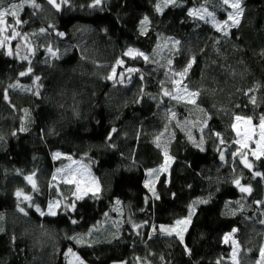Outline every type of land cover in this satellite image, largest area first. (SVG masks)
<instances>
[{
  "label": "trees",
  "instance_id": "16d2710c",
  "mask_svg": "<svg viewBox=\"0 0 264 264\" xmlns=\"http://www.w3.org/2000/svg\"><path fill=\"white\" fill-rule=\"evenodd\" d=\"M21 2L4 0V6ZM46 2L35 0L39 8L24 5L19 12L26 21L20 34L32 43L29 61L0 49V264H66L69 249L84 264H230L223 238L233 229L239 264H257L264 245V179L253 173L264 174V155L256 159L253 149L240 148L232 125L236 116L251 117L253 125L264 116V0H242L235 27L226 20L231 8L223 0L167 6L159 0H102L95 8L88 7L92 0H69L48 13L42 11ZM202 6L229 26L217 31L207 16L188 14ZM145 16L149 23L141 34ZM128 48L148 61L124 56ZM118 59L123 66H116ZM189 61L183 84L199 93L195 104L163 94L173 95L169 79L179 80L174 73ZM113 66L117 75L108 80ZM128 68L138 71L126 80ZM170 113L193 122L203 151ZM159 136L168 137L172 160L155 181V199L144 185L149 170L166 160ZM234 152L245 153L252 169ZM54 153L90 164L98 198L77 200L70 186L53 182L63 165ZM33 173L38 191L24 179ZM236 179L252 192L241 193ZM18 189L32 198L30 207L22 205L27 216L18 211ZM57 200L75 209L44 217L36 212ZM199 200L207 203L195 205L183 243L160 231L188 217L189 205Z\"/></svg>",
  "mask_w": 264,
  "mask_h": 264
},
{
  "label": "snow or ice",
  "instance_id": "6c2138e0",
  "mask_svg": "<svg viewBox=\"0 0 264 264\" xmlns=\"http://www.w3.org/2000/svg\"><path fill=\"white\" fill-rule=\"evenodd\" d=\"M47 2L49 4H51L54 8H56L57 11H59L61 9V5H67L69 3V0H60L59 3H57V0H47ZM25 3L29 4L33 8H39L40 7V5L35 3V0H22V2L19 3V4L10 3L7 6H4V0H0V34H3L6 31V28L3 27V25H5L7 23V21L5 19L6 16L13 17L14 20H15V24L16 25H21L22 23L26 22V21H21V19L19 18V10H22L24 8V4ZM101 3H102V0H92V3L89 4L88 7L95 8V7L100 6ZM168 4L175 5L176 4V0H165V6H167ZM223 4L227 5L229 8H231L233 10L232 12L228 13V20L232 22L231 26L232 27L238 26L239 22H240L239 21V17H240V15L243 12L242 0H223ZM156 11L157 12H161L162 11V8L160 7L159 4L156 6ZM201 11L203 12V14H201ZM188 14L190 16L197 17L199 19H205V16H207L209 18V20L213 23V26L216 27L217 31H223L226 27L229 26L228 21H224L223 23L217 22L215 20L214 14L212 12H209L207 10V8L203 7V6H202V9H194V10L190 9ZM206 22H208V21H206ZM140 23H141V26H142L141 34H145L146 26L149 23L148 17L145 16L144 19ZM8 27H11V25H8ZM44 31H45V29H43V28L40 29L41 33H43ZM19 35H20V33L16 32L15 29L13 28L12 38H15V37H17ZM57 35L63 36L64 33H57ZM225 35H227V32H225ZM5 39H7V37H5ZM3 44H4V41L0 40V46H2ZM175 44H179V41H175ZM48 51L51 53V55L53 57H56V52L55 51H53L51 48H49ZM7 54L11 55L12 53H11V51H9ZM123 55L131 57L133 59H135L137 57H143V59L145 61H148V59H149V57L146 56L143 52H140V51H138L136 49H133V48H128L127 51L123 53ZM23 59H27V57L25 56V57H23ZM193 62L194 61H189V63L186 65V67L183 69V71L174 73V76L180 77V79L179 80H175L174 79L173 83H174V85L177 86V88L181 89L186 94L188 103L195 104L196 101H195L194 98L199 96V93L188 90L187 85L183 84V78L187 76L188 71H189V69H191ZM123 64H124V61L122 59H118L116 61V66H123ZM169 64H171V61H169ZM116 66H113L111 74L108 75L107 77H105L106 79H108V80H114L115 79V77L117 75ZM126 71L129 72V73H133V72H136L138 70L137 69H133V68H128ZM30 72H31V68H29L27 72H21L20 75L21 76H26ZM120 75L123 76V73H121ZM39 79H40L39 77H36L35 81H38ZM35 81H34V83H35ZM120 82L122 83L123 81L121 80ZM10 87L15 88V87H20V86L17 84V85H10ZM163 94L167 95V96H171L173 99H176L178 101L181 100V99H184L183 96L172 95L167 90H165ZM4 98H5V100L8 99L7 92H5V97ZM137 102H139V101H137ZM252 102L255 103V98L254 97L252 98ZM172 115H173V117L175 116L174 113ZM235 120L237 122H240V121L243 120L245 123L251 124L252 118L251 117L244 118V117L236 116ZM232 128L234 130H237L238 129V124L237 123H233ZM259 128H260V134H259L260 135V142H257V149L259 151L253 150V152H252L253 156L256 159H260V156L264 155V116L260 117ZM20 130L21 131H26L27 129L22 127ZM115 131H116V129L113 128L112 132H115ZM13 135H15V133H13ZM216 135L219 136V133H217ZM237 135L240 136V132L239 131H237ZM109 138H111V133L109 134ZM156 139H157V147H159L160 145H159L158 141H159L160 138L157 137ZM189 139L191 140L192 138L189 137ZM244 139L245 140H251L252 137L246 135L244 137ZM235 142L236 143H240L242 148H246L247 147V144L246 143H241V140H237ZM193 143L195 144V141H193ZM221 143H223V141H221ZM202 145H203V140L202 139H201L199 144H195L196 147H199L200 150L203 151L204 149H203ZM238 154L243 157L242 160H241V163L244 164V167H246L249 170H251L252 169V163L248 161V159L246 158V154L245 153L234 152L233 156H236ZM59 156H60V153H54L53 154V158L54 159L58 158ZM165 158H166V160H165V165L164 166H162L158 170H155V169L154 170H149L148 175L150 177L154 173L164 172V171L168 170V167L170 166L169 162L172 160V157L168 156L166 149H165ZM220 159L221 160L224 159V153L223 152L220 153ZM34 176H35V173H33L32 175L25 176L24 179L27 181L28 184H30L32 186V190L33 191H38L37 184H36V181L34 179ZM257 176H260L262 179H264V174H261L260 172H254L253 173V178H255ZM53 179H55V175L53 176ZM65 182L72 183L73 181H65ZM93 183L95 184V187H94V189L91 190V194L94 197L98 198V193L100 191L99 183L96 182V181H93ZM233 183L235 184V186L239 189V191L241 193L250 194L252 192L251 186L250 185L249 186L241 185V182H240L239 179L234 180ZM144 186L146 188H148L149 192H151L152 197H154L155 199H159L160 198L159 195L155 191V186H154V182L153 181H151V180L145 181V185ZM80 191H81L80 187L77 184V193H79ZM87 194H88V191L85 190L84 191V195H87ZM15 196L17 197V200H18V204H17L18 211L23 213L24 216H27L28 212L25 211V209L23 207H20V201H21V197H22L23 201L30 202L31 199H32L31 196L24 194L23 190H21V189H18L16 191ZM76 199L77 200L83 199V195H76ZM145 199L147 201L148 197H146ZM116 203L119 204L120 202L117 201ZM197 203H207V201L206 200L195 201L192 205H189V215H188V217H186L184 219L177 220L175 222V226H173V227L166 228V227L162 226L160 231L162 233L166 234V235H169V236L175 234L179 238L180 242L183 243L184 242V232L187 231V226L191 223V217H192V215L195 214V205ZM29 206H31V204H29ZM60 206H61L60 201H58V200L57 201H50L48 203V206H47V211H44L39 206H37L36 207V212H38L41 217H44V216H56L57 215L56 209L59 208ZM71 208H72V210L75 209V204L74 203L72 204ZM0 219H2V217H0ZM73 223H76V221H73ZM261 223H264V221H261ZM133 227L137 228V227H141V226L134 225ZM0 231H3V228H0ZM236 231H237L236 229H233L232 233L226 234L225 237H224V242L225 243H227V242H229V240H231L232 244L234 246L233 247V252H232L233 264H238V262L236 261V255H237V253H236V241L234 239H232V236H233V234ZM14 240H15V237H13V241ZM77 242L79 243L81 241L79 239H77ZM185 250L189 251L187 248ZM69 253H71L72 255H75V253L71 252V249H69ZM69 253H66V255H68ZM260 257H261V260L264 261V246H262L261 249H260ZM76 259L79 260V257H76ZM80 264H83V261H80ZM217 264H221V261H217ZM257 264H260V261H258Z\"/></svg>",
  "mask_w": 264,
  "mask_h": 264
},
{
  "label": "rangeland",
  "instance_id": "374dc122",
  "mask_svg": "<svg viewBox=\"0 0 264 264\" xmlns=\"http://www.w3.org/2000/svg\"><path fill=\"white\" fill-rule=\"evenodd\" d=\"M59 1L60 0H57V3H59ZM159 2H160V4H165V0H159ZM24 5H29V4L25 3ZM52 9H54V7L51 4H49L48 2H46L42 8V11H46V13H48ZM232 11L233 10L231 9V12ZM19 12H20V10H19ZM201 14H203L202 11H201ZM5 19H6L7 23L5 25H3V27L6 28V31L3 34H0V40H3L4 44L2 46H0V49H4L6 51V54L9 51H11V53H12L11 55L7 54L11 58H15V59H18L20 61L28 62L32 53H33L32 43L30 42V40L28 38L22 36L21 34L15 38H12L13 28L15 29L16 32L20 33V25H16L14 18L11 16H6ZM226 20H228V15H227ZM223 22L224 21H221L220 23H223ZM8 25H11V27H8ZM5 37H7V39H5ZM162 52L163 51L161 50L157 53V55H156L157 59H160L159 57H160ZM25 56L27 57V59H23V57H25ZM128 76H129V72L126 71L125 72V79L126 80L129 79ZM169 83L173 86L172 87L173 88V95L183 96L184 99H181V100L187 101L186 94L181 89L177 88L176 85H174L172 77L169 79ZM172 114L173 113L169 114L170 117L175 122L176 126L184 132L187 139L192 143H193V141H195V144H199L200 141L195 136V132L193 131V128H192L193 122L191 120H187V119L181 120L177 117V115H175L173 117ZM234 123L238 124V129L237 130L233 129V132L236 136V141L241 140V143H246L247 149H253V150L259 151L257 149V142H260L259 125H253L252 123L248 124V123H245L243 120L240 122H237L235 120ZM237 131L240 132V136L237 135ZM246 135L251 136L252 139L251 140H245L244 137ZM189 137H191L192 139L190 140ZM159 138L160 139L158 142L164 148L162 150L165 153V147H166V144L168 142V137L167 136H159ZM236 144L240 148H242L240 143H236ZM54 160H62L63 165H61L60 167H58L54 171V173L52 175L53 182H55L57 184H61V185L70 186L72 191H73V197L75 199H76V195H83V198L88 196V195H92L91 190L94 189V187H95V184L93 183V181L97 182V180L92 175L90 164L86 160L75 159V158L67 157V156H63V155H60L58 158H56ZM164 165H165V162L162 166H164ZM161 167H159L158 169H160ZM158 169H156V170H158ZM164 172H167V171H164ZM161 173H163V172L154 173L151 177L147 173L145 181L151 180L155 184L157 177ZM54 175H55V179H53ZM65 181H73V182L67 183ZM77 184L79 185L80 190H81L79 193H77ZM85 190L88 191L87 195H84ZM29 204H31V201L30 202L23 201L22 197H21V201H20L21 206L20 207H22V205H24L26 207H30ZM60 204H61V206L59 208H57L56 211L61 209V210H63V213H64L68 210L69 211L72 210L71 205H68L67 203H63V202H60ZM46 211H47V209H46ZM235 234H236V232L233 234L232 239H234L236 241V253H237L236 261L238 262L239 256L241 253V247H240V245H239V243L235 237ZM223 244L230 248V254H229V258L227 259V262H229L230 264H233L232 252H233L234 246L232 244V241L229 240V242L225 243L224 238H223ZM68 253H69V251H68ZM72 253H74V252H72ZM76 257H77L76 254L72 255L71 253H69L67 255V258H66V264H80L81 260L80 259L77 260ZM259 261H260V264H264V261H262L261 258ZM238 264H239V262H238Z\"/></svg>",
  "mask_w": 264,
  "mask_h": 264
}]
</instances>
